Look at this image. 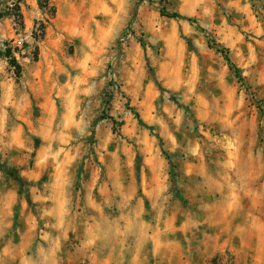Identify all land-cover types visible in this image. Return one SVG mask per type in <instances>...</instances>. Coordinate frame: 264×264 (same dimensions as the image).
<instances>
[{
	"label": "rangeland",
	"instance_id": "rangeland-1",
	"mask_svg": "<svg viewBox=\"0 0 264 264\" xmlns=\"http://www.w3.org/2000/svg\"><path fill=\"white\" fill-rule=\"evenodd\" d=\"M41 12L0 0V264H264V0Z\"/></svg>",
	"mask_w": 264,
	"mask_h": 264
},
{
	"label": "trees",
	"instance_id": "trees-1",
	"mask_svg": "<svg viewBox=\"0 0 264 264\" xmlns=\"http://www.w3.org/2000/svg\"><path fill=\"white\" fill-rule=\"evenodd\" d=\"M38 1V5L40 7L41 10H45L47 9L51 3L52 0H37ZM163 1V0H161ZM161 14L164 17H168L170 19H179V20H186L188 22H192V23H196L193 19L189 18V17H185L180 13H169L165 7L162 8L161 10ZM46 32V28L45 26L41 25V32L40 34L34 32L33 33V37L37 40L38 36H43L45 35ZM38 35V36H37ZM142 46L145 47V44L142 43ZM210 47L212 49H214L217 53L221 54L224 59L226 60V62L229 65V68L231 70H233L235 72V76L238 80H242L243 79V75L241 70L233 63V61L231 60V58L229 57V51L227 48L223 47L221 44L217 43L215 40L210 39ZM1 58H6L9 61V64L13 67H15V69H17L18 71L21 70V66L18 63L17 59L14 57L12 50L7 48L4 52L0 51V59ZM162 91H166L163 87H161ZM178 105H180V103H178ZM182 106V105H180ZM137 118L139 119V122L142 126H147L144 121L141 119L140 115L136 113ZM163 153L165 154V156L167 158H169V154L166 153L165 151H163ZM171 166L174 168V164L172 163L171 159H169ZM175 182V181H174ZM178 194V193H177Z\"/></svg>",
	"mask_w": 264,
	"mask_h": 264
},
{
	"label": "crops",
	"instance_id": "crops-1",
	"mask_svg": "<svg viewBox=\"0 0 264 264\" xmlns=\"http://www.w3.org/2000/svg\"><path fill=\"white\" fill-rule=\"evenodd\" d=\"M27 1H28V3H31L32 4V7L34 9V18L36 20H38L39 19L38 18V15L39 14L42 15V12H41L40 7L38 5V1L37 0H31V1L27 0ZM23 9H25V8H23Z\"/></svg>",
	"mask_w": 264,
	"mask_h": 264
},
{
	"label": "built area",
	"instance_id": "built-area-1",
	"mask_svg": "<svg viewBox=\"0 0 264 264\" xmlns=\"http://www.w3.org/2000/svg\"><path fill=\"white\" fill-rule=\"evenodd\" d=\"M35 31H36V33L40 34V32H41V25H38L37 28L35 29ZM17 44L18 45H21L22 44V40H18L17 41Z\"/></svg>",
	"mask_w": 264,
	"mask_h": 264
}]
</instances>
